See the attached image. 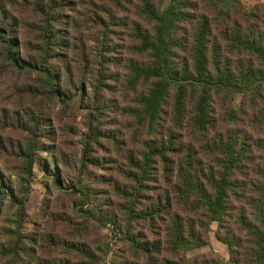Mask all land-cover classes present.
<instances>
[{
	"label": "trees",
	"instance_id": "trees-1",
	"mask_svg": "<svg viewBox=\"0 0 264 264\" xmlns=\"http://www.w3.org/2000/svg\"><path fill=\"white\" fill-rule=\"evenodd\" d=\"M8 2L0 0V58L18 73L33 76L34 103L36 99L40 101L36 104L44 100L65 104L72 100L76 94L69 95L64 89L70 85L66 79L69 70L62 66V55L69 43L64 18L72 0H22L34 15L30 28L33 42L20 39L19 22ZM200 3L217 11V16L199 13ZM139 13L152 29L148 32L134 28L136 44L131 49L142 60L127 62L125 81L130 90L145 86L128 109L134 124L145 127L150 137L142 142L140 158H128L124 173L129 186L120 184L114 188L124 202L120 221L115 223L113 215L104 211L106 203H97L101 191H91L80 184L72 189L81 194L75 207L82 221L71 224L81 231L91 221L99 229L109 228L128 246L130 254L141 256L145 264H201L187 253L208 244L210 224L223 227L231 215L230 202L244 197L242 193L249 187L250 219L243 213L236 215L247 240H239L229 232L218 238L228 249L230 264H264V3L245 10L240 0H169L164 7L142 0ZM96 81L98 87L100 81ZM215 99L223 102L224 130L216 128L212 110ZM168 101L173 128L185 127L187 134L182 137L168 129L157 140ZM187 102L192 103L188 118ZM46 116L40 107L25 110L17 120L22 134L13 149L20 171L17 189L0 168V209L8 199L18 218L15 229L5 227L8 245L0 248V264H32L29 257L34 252L25 245L19 221L29 193L23 182L34 176L32 166L47 143L42 141H51ZM87 150L86 142L83 152ZM202 151L210 156L207 164L197 158ZM171 155L178 159L173 166L169 165L173 162ZM156 161L161 164V178L168 179L170 173V182L175 183L171 193L163 191L148 198ZM48 162V166L43 165L44 177L59 185V163L54 155ZM164 217L168 220L163 229V249L159 240L148 241L134 230L139 223L151 228L155 221L164 222ZM95 227L90 229L102 236ZM78 234L77 241H81L62 243L61 258H34L35 264H107L108 243L105 250L92 249L91 242L86 241L87 234ZM159 251H166L172 258H160ZM72 255L77 262L71 260Z\"/></svg>",
	"mask_w": 264,
	"mask_h": 264
},
{
	"label": "rangeland",
	"instance_id": "rangeland-1",
	"mask_svg": "<svg viewBox=\"0 0 264 264\" xmlns=\"http://www.w3.org/2000/svg\"><path fill=\"white\" fill-rule=\"evenodd\" d=\"M119 1L120 3L114 5L111 0H72V6L64 18L66 40L69 43L62 55V66L69 70L66 79L70 85L64 89H68L69 95H76L65 104L48 100L36 104L40 102L38 99L34 103L31 94V87L34 86L33 76L18 73L0 58V142L4 144L3 149H0V168L14 189H17L20 178L19 162L13 152L15 145L22 139L18 118L23 117L25 110H38L42 107L43 112L47 114L46 131L51 139L42 141L47 143L44 145L45 149L39 153L40 159L32 166L34 176L31 181L23 182L28 186L29 193L24 215L19 222L22 226L20 231L25 237L28 236L24 237L25 245L30 246L34 252V255L32 253L29 257L32 264H35L34 258H61L62 243L77 241L78 233L87 234L86 241L91 242L92 249L100 247L105 250V242L108 243L110 252L106 256L107 264H145L141 256L137 258L134 257L135 254H130L128 246L120 242L117 239L119 235L115 237L109 228L99 229L91 221L87 229L81 231L71 224L76 220L82 221L75 207L81 194L72 189L81 186L80 184L89 186L91 191H101V194H97L101 198L97 203H106L104 211L113 215L110 217L115 223L120 221L124 202L113 192L114 188L120 184L129 186L130 182L125 179L124 173L128 167V158H140L142 142L150 137L145 127L139 128L134 124L128 109L134 105L135 97L145 90V86L139 85L135 90H130L125 78L128 74L127 62L142 60L131 49L136 44L134 28L139 27L150 32L152 25L139 13L142 0ZM168 1L149 0L153 5L160 7H164ZM260 2L264 3V0H240L245 10ZM8 6L10 12L18 19L20 39L33 42L34 35L30 28L34 15L31 8L24 5L22 0H9ZM199 7V13L210 18L214 14L217 16V11L214 12L205 4L200 3ZM100 60L103 63H100ZM97 79L100 81L98 87ZM170 102L164 106L157 140L164 137L168 129L174 130L182 137L187 134L185 127L181 130L173 128ZM223 108V102L218 99L213 101L212 110L217 130H224L221 128ZM191 111L192 103L187 102V118ZM86 142L88 150L84 153ZM51 155H54L59 163V185H54L43 174V165H49L48 158ZM169 157L173 160L169 165L176 164L177 157ZM197 158L204 164L210 162V156H206L203 151ZM152 168L151 189L146 196L153 198L156 193L163 191L171 193V186L175 183L170 182L172 175L169 173L168 179L161 178V164L158 161ZM249 191L248 187L242 193L244 197L230 202L231 215L226 218L227 223L223 227L219 228L215 222L210 224L208 244L189 251V258L197 257L201 264H230L228 249L218 235L229 232L239 240H247L246 234L236 222V215L243 213L250 219L251 210L247 204ZM90 207L92 206L84 208ZM164 219V222L155 221L151 228L145 223H139L134 230L145 236L148 241L159 240L163 249V229L168 217ZM17 220L15 209L10 207L6 199L0 209V248L2 245H8L5 227L12 226L15 229ZM92 226L102 236L96 235L97 233L90 229ZM157 256L172 258L166 251H159ZM240 258L243 259L242 256ZM71 260L78 261L73 255Z\"/></svg>",
	"mask_w": 264,
	"mask_h": 264
}]
</instances>
